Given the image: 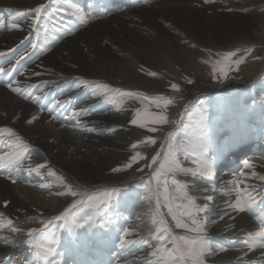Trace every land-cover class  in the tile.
<instances>
[{"label": "bare ground", "instance_id": "1", "mask_svg": "<svg viewBox=\"0 0 264 264\" xmlns=\"http://www.w3.org/2000/svg\"><path fill=\"white\" fill-rule=\"evenodd\" d=\"M71 3L91 17L87 23H82L72 14L73 9L65 0H0V22L5 25L0 29V52L5 53L0 56V68L6 73L0 76V128L12 129L27 145L17 148L14 137L0 134V156L7 158L6 154L14 151H20L22 155L20 172L0 167V219L12 222L0 228V264H9L12 258L21 259L19 264H53L57 258L59 264H149V261L161 264L164 254L152 256L155 247L138 238L137 222L123 216L129 208L137 209L139 204L148 208L149 226L155 225L152 223L155 219L152 209L154 197L146 199L149 193L135 186L145 176L147 166L139 171L137 164L120 176L105 177L101 174L105 154L113 152L124 156L123 152L128 150L125 148L127 142L139 135L135 130L125 134L119 130L116 138L109 135L106 127L123 125L127 114H113L110 107L96 104L95 94L78 87L77 80L70 75L76 76L80 68L94 72L101 70L111 83L124 82L142 88L145 84L144 90L157 93L167 90V81L173 78V70L180 76L184 73L190 76L195 71L196 75L203 73L199 81L204 85L206 69L204 64L196 61L200 53L185 51L189 43L182 32L197 40L192 31L199 33L204 30V37L210 41L205 47L210 50L236 51L259 44L264 52V26L257 24L259 19L255 13H219L217 6H206L201 0H71ZM41 4L46 7L33 31L31 17ZM245 4L242 1L240 6ZM57 8L62 10L56 11ZM17 11L29 18L20 16L13 19L10 13ZM49 12L53 13L51 20L46 18ZM9 23H19L20 26L10 29ZM189 28L193 29L190 34ZM253 28L259 29L260 35H256ZM36 32L42 34L40 41H36ZM33 41L37 42L36 49L31 48ZM251 53L254 58L257 51ZM21 55L24 59H20ZM184 55L192 60L186 61ZM201 55L202 58H211L207 52H201ZM125 61L128 64H124ZM143 62L146 68L165 71V67L170 65L172 70L163 75L165 80L148 79L138 68ZM243 71L241 79L206 82L207 87L225 94L223 116L218 130L206 129L197 138L198 142L201 137L204 139L208 152L202 156L193 148L191 155L183 156L185 168H180V175H188L195 182H204L202 187L187 186L182 191L187 204L185 197H191L197 206L204 209L197 220L204 225L202 236L213 245V250L204 256V264H245L246 261L264 264V248L257 246L249 250L244 243L249 232L264 227V179L261 178L264 177V105L260 104V98L249 103L251 97L247 100L243 93L233 90L235 87L247 88L264 71V56L261 63L252 59L247 61ZM196 75L192 76L196 79ZM11 81L18 82L13 87H19L21 93L11 91L7 86ZM179 83L182 89L180 92L173 90L171 95L180 101L171 113L178 114L180 118L188 98L197 88L184 80ZM56 101H60L62 106L49 111ZM29 120L32 123H28ZM173 123L164 128V143L175 127ZM89 128L94 131H88ZM251 144L255 148L245 159ZM230 151H234L232 158L224 162ZM245 160L251 167L244 166ZM202 163H209L213 174L201 175L199 166ZM56 170L61 174L58 175ZM97 177L104 182H98ZM13 179L16 183H12ZM70 180L82 184V189H85L75 198L68 191L64 195L58 194L63 186L70 184ZM237 184L241 196L246 198L245 194L250 193L256 200L242 213L231 207L236 201ZM109 186L126 189L116 211L98 219L90 230L76 229L78 242L74 245H69L74 238L64 230L63 220H59L57 225L62 236L59 234L56 248L65 255L37 261L35 250L25 243L27 231L44 228L39 223L42 220L51 221L45 231H54L50 226L55 215L61 216L70 210L86 196L88 190ZM12 227L21 232H12ZM125 228L133 233L126 239L136 243L121 250L119 237ZM168 230L171 249V236H177L179 231ZM4 237L12 238L13 243L7 244ZM217 245L226 250L220 251Z\"/></svg>", "mask_w": 264, "mask_h": 264}, {"label": "rangeland", "instance_id": "2", "mask_svg": "<svg viewBox=\"0 0 264 264\" xmlns=\"http://www.w3.org/2000/svg\"><path fill=\"white\" fill-rule=\"evenodd\" d=\"M143 1H146V0H143ZM155 1H160V0H155ZM201 1L206 6H217L218 7L217 11L219 13L232 14L236 12L242 15H247V13H253V14L255 13L256 15H258L257 18L260 20V21L257 20V24L261 27L264 26L263 24L264 23V0H211V2L209 3H204L205 0H201ZM242 1L247 3L243 7L240 6ZM240 7L242 8L240 9ZM254 10L255 11L257 10V11L255 12ZM189 29L187 31L190 34V31H192L193 29H190V30ZM252 31H254L256 35H260L259 29L253 28ZM195 32L196 31L194 32L192 31L193 34H196L197 40H194L191 36H188V34H186L185 32H182V35H183V38L185 37L187 38V43H189L187 44L185 51L186 52L187 51H190V52L197 51L198 54L200 53L198 55L199 57H196L198 58L196 61L200 65L204 64V68L206 69L204 70V80H205L204 85L199 81L200 74L203 75V73H200V74L197 73L196 75L195 71H192V74L190 76H188L185 73L184 75L180 76L178 75L179 74L178 72L177 74L176 71L173 70L172 71L173 78L167 81V84H168L167 90L166 89H165L166 91L161 90V91H158L157 93H152V92H149L148 90H144L143 88H145L144 87L145 84H142L143 86L142 88L141 86L132 87L124 82L122 83L120 82V84L111 83L101 70L94 72L91 70L84 71L82 68H80L76 76L70 75V76H73L72 78L77 80V83L79 81H86L89 86L80 84L79 87H84L87 90H90L92 93H93L92 87H94L96 84L108 85V88L110 90L108 93L95 94L96 104H100L101 106H104V107L107 106L108 108L110 107L112 109L113 114L114 113L124 114V115L127 114L126 115L127 119L123 125L117 124L115 126L106 127L105 130L107 131L109 135H112L114 138H116L118 134L117 132L119 130H122L124 134L135 130V132L138 133L139 137L141 136L140 138L138 137L136 139H130V141L127 142V144L125 145V148L128 150L123 152L124 156L114 154L113 152L106 153L105 155L107 157L106 156H105L106 158L104 157L105 166L102 167L101 174L105 177H110L111 175L120 176L122 174L129 172V170H131V168H134L137 164H139V169H144V167L147 166L146 168L147 171L145 172V176L140 178V180L137 182L135 186L148 193L145 187H143L144 182L149 181L151 175L155 171L161 172V175L157 178V180L151 181V184H150L152 193H154V196H152L154 197L153 203H152V209L155 212V220H156L154 227L149 226V222H150L149 220L151 217L147 215L148 208H143L139 204H138L137 209L129 208L130 209L129 210L127 208L129 210L128 213L125 211L126 213L123 214L124 217L126 216L130 218V220L134 221L135 223L137 222L136 224H138L137 227L139 231V234H137L138 238L142 239L144 242L146 241L148 244L155 247L154 250H156L161 245H163L165 249L170 250V247H169V244H170L169 231L170 230H168V233H163L162 228L164 226H166L167 229H172V230L176 229L175 231L177 232L179 231L177 236L194 237L198 235L197 233L189 232L184 228H177L175 220H173V214H175L176 217L180 219L183 223H187L189 227H195L194 225L191 224V220H189L186 215H181V213L186 210L185 207H181V206L188 205L183 198L182 191L188 188L187 186H190L192 188L202 187L204 185L203 184L204 182L203 181L195 182L193 180L194 178L192 179L188 175H183V174L180 175L181 174L180 170L182 168L183 169L185 168V165L183 164V161H184L183 156L186 157V155L187 156L191 155L192 151L194 150L193 146L198 143L197 138H199V136L202 134L204 130L206 129L218 130V127L220 125V122L223 116L224 106L226 103L225 94L219 91L218 89L215 90V89L207 87L206 82L222 83L229 78H239L240 77L241 79L242 72H244L243 71L244 64L251 59L254 62L261 63L263 61V56H264V52L262 50L263 46L259 44H256L254 46L248 45L245 48L239 49V50L237 49L236 51L235 50H232V51L225 50V51L219 52L217 50L216 51L210 50L208 46L207 48L205 47V45H207L210 41H208V39L204 37V30L200 31L199 33H195ZM222 33H227V31L226 32L222 31ZM154 48L155 47H153V49ZM253 50L257 51V54L255 55L254 58L251 53ZM201 52L202 53L207 52L208 54L211 55V58L210 59L206 57L202 58ZM231 52H235L236 55L231 56L226 59L227 54ZM184 56L183 58L186 61L192 60V58L188 56H185V57ZM141 58L144 61V57L142 55H141ZM237 60H242V63L237 65L236 64ZM144 63L145 62H143V64L141 63V65H138V68H141V71H140L141 74L147 77L148 79H152L156 81H160L163 79L165 80V78H163L164 77L163 75L166 73V71L171 73V70H172L170 65H167L165 67L166 68L165 71H163L162 69L159 71V69L155 70V69H152L151 67L146 68ZM124 64H128V61H125ZM221 69H223V71H221ZM150 73H154L155 75H150ZM192 75H196V79ZM177 80L179 81L184 80L190 86L195 85V87L197 88V89L194 88V94L188 98L187 106L185 110L183 111L182 116L180 118L178 114L171 113L173 112V110L171 109L175 108V106H177L180 101L178 97L171 95L174 93L173 89L171 88L172 84H176L180 90L182 89L179 81ZM189 81H191V83H189ZM233 90H235L238 93H243L245 96H247V100H249V98L251 97L249 103H251L254 98L255 99L260 98L259 100L260 104L264 105V71L258 74L255 80L253 81V83L247 88L245 87V88L239 89L235 87ZM122 92L140 93V97L139 98L125 97V96L119 95V93H122ZM156 97L171 98L172 103L169 104L167 107H165L163 104H161L160 107H156L155 104L150 102L151 99L156 98ZM147 102L150 106L146 104ZM139 104H142V105H139ZM146 106H148V109ZM137 112H140L142 116L145 112H147L149 119H141L140 117H137ZM158 115L166 116L167 122L166 123L152 122L151 118H154ZM133 120H137L138 123L133 124L132 123ZM140 123L144 124V127L143 128L141 127V129H143L142 131L140 130V128H138L140 127L139 126ZM172 123L175 124V127L168 134V137L166 138V142H165L166 144H165L162 141L163 140L162 135H165L164 128L171 125ZM149 129H155V130L154 132H151V131H148ZM149 140H155V143L154 144L148 143ZM134 144L136 145L135 148L133 147ZM254 148L255 146L251 144L249 151L245 154L246 155L245 159L249 157V154L253 152ZM117 149H119V147ZM233 152L234 151H230L225 155L224 162L232 158L230 156L233 155ZM137 154H139L137 161L135 163H132V157L136 156ZM157 154H159L157 158V162L153 164L152 158L154 156H157ZM168 162L174 163V167H173L174 169L172 168L171 171H168L167 169L161 170L160 165L167 164ZM129 163H132V167L130 168L127 167ZM140 163L142 165H140ZM155 166L156 168L151 173L150 171ZM114 169H119V171H114ZM56 171L58 172V170ZM60 174L61 173L58 172V175ZM97 179L99 180L98 182H104L99 177H97ZM68 183L70 184H67L63 186V188H61V192L63 193L67 192L68 191L67 188L69 187L72 189V191L78 192L80 194L82 193V191L85 190V189H82L81 186L83 185L80 183L78 184L71 180L68 181ZM165 185L167 186V200H165V196H164ZM113 188L119 189L120 195L112 199L107 208H104V206L101 205L100 208L96 210L97 214L94 216V221L97 222L98 219H102L104 216H106V214L108 213L111 214L112 212H115L116 206L118 205L120 200L123 199V197L125 196L126 189L119 188V187H113V186L106 187L105 189L96 188L94 190H88V193L86 194V196L81 201H79L82 203H77L75 204L76 205L75 208L73 207L70 208V216H71L70 223L72 222L83 223L84 219L87 218V215L92 214L93 209L87 206V197L89 195L99 194L100 192H103L105 190H112ZM157 193H159V203H160L159 211H157V207H156V199H157L156 194ZM77 196H72V197L75 198ZM169 206H171L172 208V213H169ZM57 216H59V214L55 215V217ZM161 220H163L164 222L163 225L161 224ZM58 222H59L58 220L53 219V225H51L50 227L51 228L54 227L51 229L54 231H51V232H58L62 236V232L59 229V226L57 225ZM63 223L65 222L63 221ZM77 229L79 231L86 230L87 226L85 227V229H79V228ZM19 232H21V230ZM158 232L160 234L166 235L167 238L165 239V241L161 242L155 238ZM199 235L202 236V233H200ZM3 239H4V242H7V244L9 245L13 243L12 238L7 239L6 237H4ZM20 261L21 259L12 258L9 261V264H19ZM58 261H59L58 258L55 259L53 264H57Z\"/></svg>", "mask_w": 264, "mask_h": 264}, {"label": "snow or ice", "instance_id": "3", "mask_svg": "<svg viewBox=\"0 0 264 264\" xmlns=\"http://www.w3.org/2000/svg\"><path fill=\"white\" fill-rule=\"evenodd\" d=\"M211 0H205V3H209ZM65 3H67L69 8L73 9V13L76 18L81 21L82 23H87L88 20L91 18L88 14L83 13L79 9H76L74 5L71 3V0H65ZM45 5L41 4L39 7H36L34 9V16L31 17L32 19V28L33 31L36 29L37 23L40 21L42 17V13L45 9ZM62 9L57 8L56 11H60ZM10 15L15 19V17H20L24 16L25 19H28L29 17L20 11L15 12L14 14L10 13ZM53 16V13L49 12L47 13V19L51 20ZM19 23H9L8 27L10 29L14 28H19ZM5 27L3 22H0V29H3ZM42 37V34L40 32H36V41H40ZM33 41L31 43V48L36 49L37 48V42ZM45 42H46V33H45ZM250 51V50H249ZM4 52H0V56H4ZM235 52H231L227 54V58L231 56H235ZM20 59H24V56L21 55ZM19 63V60L17 61ZM242 63V60H237L236 64L239 65ZM223 71V69H221ZM6 74L5 70L3 68H0V76ZM150 75H155L154 73H150ZM18 82L16 81H11L7 86L11 89V91L15 93H21V89L19 87H13V84H16ZM191 83V81H189ZM80 84H84L85 86H89L86 81H79L77 83V86L79 87ZM171 88L174 91H180L178 86L176 84H172ZM92 91L94 94H106L110 90L108 88V85L106 84H96L94 87H92ZM121 96L125 97H140V93H135V92H122L119 93ZM27 98V97H25ZM147 99V98H146ZM151 103L155 104L156 107H160L161 104H163L165 107H167L169 104L172 103L171 98H165V97H156L151 99ZM57 106H62L60 101H56L55 103L52 104V106L48 109L49 111H52L55 109ZM137 117H140L141 119H149L148 113L145 112L142 116L140 112H137ZM36 117H33L35 119ZM152 122L154 123H166L167 118L164 115H158L154 118H151ZM28 123H32V120H29ZM79 123V122H78ZM133 124H137V120L132 121ZM140 127H144L143 123L139 124ZM88 131H94V129H87ZM155 129H149V131H154ZM0 134H6L9 137H14L15 138V145L17 148H20V146L27 147V145L23 144V141L21 138L10 128H0ZM148 143H155V140H149ZM11 147V145H10ZM133 147L135 148L136 145L134 144ZM195 150H198L201 155L203 156L208 152V147L207 143L204 141V139L201 137L199 142L193 146ZM157 156H154L152 158V163L155 164L157 162ZM7 158L5 156H0V167H5L8 168L9 170H14L15 172H20L21 171V166H20V160L22 159V155L20 151H14L13 153L6 154ZM139 157V154L136 156L132 157V163H135ZM132 163H129L127 165L128 168L132 167ZM244 166L245 167H251L249 162L247 160L244 161ZM174 167L173 162H168L167 164H161L160 169L164 170L167 169L168 171H171L172 168ZM28 171H35L36 169H27ZM139 171H143V169H138ZM114 171H119V169H114ZM199 171L201 175L207 176L212 173V167L209 163H202L199 166ZM161 175L160 171H155L151 177L150 180L147 182H144L143 187L148 191L149 195L146 196V199H151L152 198V189L150 188L151 181L157 180V178ZM255 175V173H253ZM264 179V177H261ZM12 183H16V180L13 179ZM44 187V185H42ZM237 196H236V201L234 205H231V207L234 209V211L237 212H244L245 210H248L251 208L253 204L256 203L255 197H253L250 193H246V198L244 196L240 195L239 191V185L237 184ZM59 195H64L63 192L58 193ZM68 194L72 196H77L80 195V193L72 191V189L69 187L68 188ZM120 195V190L113 188L112 190H105L103 192H100L99 194H93L89 195L87 197V206L91 207L93 209V212L91 215H87V218L84 219L83 223H78V222H72L70 223L71 216H70V210H66L64 214L61 216L54 217L55 220H63L65 223L63 225L64 230L74 239H71L69 241V245H74L78 242V236L76 229H85L87 226L86 230H90L94 225V216L97 214V209L100 208L101 205L104 206V208H107L109 206V203L112 199L118 197ZM164 196L165 200H167V186L165 185L164 187ZM156 207L157 211L159 210L160 203H159V193L156 194ZM188 199V205L187 206H181L185 207L186 210L181 213V215H186L189 220H191V224L194 225L195 227H189L187 223H183L180 219L176 217L175 214H173V220H175L176 227L177 228H184L189 232H195L198 235L194 237H186V236H171V243L173 247L169 249H165L163 245L158 247L156 251L152 252V256H158L161 253L164 255L161 256V264H204V259L203 257L211 252L213 250V245L211 242L199 235L204 231V225L200 223V221L197 220V216L199 215L200 212L204 211V209L200 208L195 204V201L191 197H185ZM207 199H211V197H207ZM82 203V202H78ZM73 208L76 207V205H72ZM169 213H172V208L169 206ZM223 219V216L220 217ZM11 221H4L0 219V228L4 227L5 224L11 225ZM42 225H44V228L41 229H29L27 231V237L28 239L25 241L26 244L30 246V248L35 250V256L37 258V261L44 259L46 261L47 257H55V256H64L65 253L58 252L56 245L59 243V233L58 232H48L45 231L44 229L47 228L48 224L51 223V221H39ZM153 224L156 223V220L153 219L152 221ZM163 220H161V224L163 225ZM262 223H264V220H262ZM103 227V226H102ZM12 232H19L20 229L16 227L11 228ZM163 233H168V229L166 226L162 228ZM133 233L125 228L122 231V235L119 237V247L121 250L126 249L129 245L136 243V241L133 240H128L126 237L132 235ZM248 238L244 241V243L247 245L248 249L251 250L255 247H260L264 248V227H262L259 231L256 232H249ZM157 240L163 242L167 238L166 235L160 234L159 232L157 233L156 237ZM144 243H147L146 241ZM217 248H219L220 251H225L222 246L217 245ZM71 247H69L68 251L71 252ZM247 255V253H245ZM240 259H243L242 257ZM59 264V262H57ZM149 264H153V262L149 261ZM245 264H254V262H248L246 261Z\"/></svg>", "mask_w": 264, "mask_h": 264}]
</instances>
